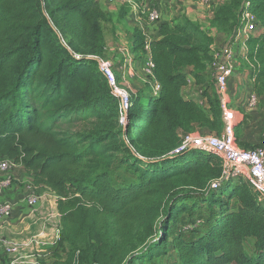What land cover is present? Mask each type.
Wrapping results in <instances>:
<instances>
[{
    "label": "trees",
    "instance_id": "1",
    "mask_svg": "<svg viewBox=\"0 0 264 264\" xmlns=\"http://www.w3.org/2000/svg\"><path fill=\"white\" fill-rule=\"evenodd\" d=\"M245 7L259 31L243 40V66L263 94L264 0H223L208 27L228 38ZM126 10L115 15L97 0H0V161L57 196L50 264H264L258 189L247 177L211 188L222 173L211 150L171 153L184 133L223 129L219 95L207 86L212 36L183 16L157 24L160 37L145 49L133 29L131 51L151 59L160 88L154 94L148 76L123 125L97 57H106L103 23L114 28ZM190 82L204 88V102L184 93ZM246 117L233 125L239 143Z\"/></svg>",
    "mask_w": 264,
    "mask_h": 264
},
{
    "label": "crops",
    "instance_id": "2",
    "mask_svg": "<svg viewBox=\"0 0 264 264\" xmlns=\"http://www.w3.org/2000/svg\"><path fill=\"white\" fill-rule=\"evenodd\" d=\"M97 1L101 8L107 12L116 13L119 9L116 1ZM219 3L221 2L205 7L197 0H140L137 12H131L129 20L125 19L119 24L116 23L114 28L111 27L109 31L113 41L112 47H108L106 44V58L111 59L115 66L119 67L123 62L124 53L128 52L131 61L129 74L125 76L121 74L122 72H119L121 78L119 81L124 83L129 81V88L134 93L146 88L144 83L146 78H144L142 72L144 56L138 57L136 53L131 51V39L132 30L139 29L143 24H146L145 11L148 7H154L158 11L157 24L183 16L200 23L206 18H210ZM149 34L152 37H160L158 26H150ZM217 36L219 37V33H217ZM124 37L129 42L127 51L124 50L126 48L121 41ZM105 40L107 42L106 35ZM215 43L216 41L213 45ZM240 51H244V46L240 45L238 47V54L241 53ZM243 74H246L245 69L239 71L236 75L235 72L232 73L227 84L226 98L234 124H239L243 119V114L239 113L240 110L248 116L243 123H240L243 125L239 140L245 144L254 145L259 141L260 133L257 132L261 131L262 128L264 130V93L258 94V103L255 107H248L249 93L253 92L251 89L252 77L250 74L248 77H244ZM236 83L237 86H235ZM184 91L191 97H201L198 91L195 93L190 92L189 89ZM195 132L204 135L212 133L205 128H196ZM10 172L17 181L6 188L0 196L1 199L7 200L11 204L8 219L5 222H0V242L3 239L11 240L16 244V251L8 253L0 247V264H39L38 259L41 258L39 252H46L48 248L53 246L59 236L60 216L57 210V196L47 187L34 186L33 189L39 197L35 204L29 205L27 203V193L28 186L31 184L28 182L23 167L14 164Z\"/></svg>",
    "mask_w": 264,
    "mask_h": 264
},
{
    "label": "built area",
    "instance_id": "3",
    "mask_svg": "<svg viewBox=\"0 0 264 264\" xmlns=\"http://www.w3.org/2000/svg\"><path fill=\"white\" fill-rule=\"evenodd\" d=\"M115 1V0H110ZM201 5L208 7L211 5L212 0H197ZM123 4H127L129 12H137L139 2L135 0H122ZM247 6V5H246ZM146 24H143L139 30L145 35L147 41L145 49H148V40L152 38L149 34L150 26L157 25L159 14L156 8L148 7L145 11ZM128 19V18H127ZM258 31L257 18L255 15L245 7L243 10L240 23L225 42L218 47L212 46L213 56L210 67L213 70L216 91L219 95L222 105V116L224 126L220 133L200 134L195 131L184 133L181 135L178 145L171 151L172 154H179L188 149L211 150L217 154L221 161L222 173L219 179L211 182L210 187L216 188L222 181L229 179H238L247 177L251 183L258 189L260 195L259 200H264V133L257 142V145L252 148H244L235 143L233 131V118L230 110L226 107V92L227 84L230 76L235 67V54L238 50L237 44L244 45L243 40ZM263 31V30H261ZM245 46V45H244ZM99 69L107 78L113 94L118 98L120 105L119 121L124 125L127 118L129 107L131 106V91L130 89L121 86L119 80L115 76V68L110 59L97 57ZM124 62L119 66L122 72ZM129 61V67H130ZM153 62L147 57L143 69L145 75L151 76V89L154 94H157L160 88L159 83L153 78L152 75ZM205 99L200 97V102ZM258 103V94L255 92L249 93L248 107H255ZM14 164L9 160L0 161V196L4 190L11 186L14 182V177L11 174V167ZM27 193V203L33 205L38 199V195L34 191V186L29 185ZM11 212V204L7 200L0 197V222H5ZM0 247L4 248L8 253L16 251V244L11 240H2ZM1 250V248H0Z\"/></svg>",
    "mask_w": 264,
    "mask_h": 264
},
{
    "label": "rangeland",
    "instance_id": "4",
    "mask_svg": "<svg viewBox=\"0 0 264 264\" xmlns=\"http://www.w3.org/2000/svg\"><path fill=\"white\" fill-rule=\"evenodd\" d=\"M116 1V3H117V7H121V5H124L121 1L122 0H115ZM221 1H223V0H213L212 1V5H213V3L215 4V3H218V2H221ZM118 11H119V9H118ZM118 11L115 13V15L118 13ZM126 11H129V7H128V10H126ZM127 13L128 12H126L125 13V15H127ZM114 15V16H115ZM126 18H128L127 20H129V17H127L126 16ZM114 19H116V17H114ZM176 19H178V18H176ZM208 19H209V17L208 18H206V20H204V21H201L200 22V24H201V26L203 27V29L204 30H206L211 36H212V38H213V42H212V46H215V47H218L219 45H221L223 42H225L230 36H232V35H230V36H228V38L225 36V34H222V33H219V32H216L214 29H211V28H209L208 27ZM115 21H117V20H115ZM198 22V21H197ZM119 24V23H118ZM110 28H111V25H110V23H108V22H104L103 23V30H104V34L107 36V42H106V44H107V46L108 47H112V35L110 34ZM259 29V28H258ZM259 31V30H258ZM258 31L256 30L255 32H253V34H256V33H258ZM217 33H219V37L217 36ZM250 35V34H249ZM118 41H119V39H118ZM117 41V42H118ZM122 42H123V45H124V47L126 48V49H124L125 51H127V49H129V42L127 41V39L124 37V38H122V40H121ZM214 41H216V43H215V45H213V43H214ZM219 42H221V43H219ZM119 43V42H118ZM244 46L243 44H242V42L241 43H239V44H237V46L239 47V46ZM244 51H245V46H244ZM244 51H242V52H244ZM109 52H110V50H109ZM241 52V51H240ZM241 52V53H242ZM241 53H239L238 54V50H236V54H235V67H234V70H233V73L235 72V75L239 72V71H241V70H243V69H245L246 70V74H243V76L245 77V76H249V71H248V67H246V66H243V61H244V58L242 57V55H241ZM103 58H105L106 59V57H103ZM107 59H109V58H107ZM111 60V59H110ZM124 60H125V64H124V66H123V68H122V75H128L129 74V72H128V70H129V54H128V52L126 53H124V58H123V62H124ZM111 62L113 63V61L111 60ZM122 62V63H123ZM131 62V61H130ZM121 63V64H122ZM113 66H114V68L115 69H117L118 71H120L121 69L118 67V66H115V63H113ZM142 72H143V75H144V78H146V81L144 82L145 83V85L146 86H149L150 84L148 83L149 81L147 80V76L145 75V72H144V69H142ZM208 75H209V77H208V80H207V86H208V89H209V91H213L214 90V88H215V80H214V76H213V70H212V68L209 66V68H208ZM238 76V75H237ZM125 79H126V77H124ZM121 79V78H120ZM119 79V80H120ZM252 80H253V78H252ZM142 82V81H141ZM119 84L121 85V86H124V87H126V88H128V89H130L129 88V81H127V82H120L119 81ZM190 85V86H189ZM188 86H186V88L184 89V90H187V89H189L190 90V92H193V93H195V92H197L198 91V93L200 94V96H202V94H203V87H199V86H194V84L192 83V82H190V84H189ZM235 86H237V83L235 84ZM150 87V86H149ZM149 87H147V88H145V90H149ZM131 91V93H134L133 91H132V89L130 90ZM137 92V91H136ZM184 93H185V91H184ZM200 98V97H199ZM226 107L229 109V104H228V100H227V102H226ZM239 113H242L243 114V116H244V113H243V111L242 110H240L239 111ZM231 118H232V116H231ZM238 130H239V135H240V133L242 132V125L239 127L238 126ZM257 133H260L259 134V140H260V138L262 137V134L264 133V130H263V128L261 129V131L259 130ZM241 141V140H240ZM243 141H241V143H242ZM235 143L236 144H238L239 146H242L241 145V143H239V142H237V141H235ZM243 147V146H242ZM244 148H250V147H244ZM53 247V246H52ZM52 247H50V248H48L47 249V251L46 252H39V254L41 255V258H42V260H43V262H44V264H50L51 262H52V260L54 259L53 257H52V255H51V251H52ZM38 257V256H37ZM36 257V258H37Z\"/></svg>",
    "mask_w": 264,
    "mask_h": 264
}]
</instances>
